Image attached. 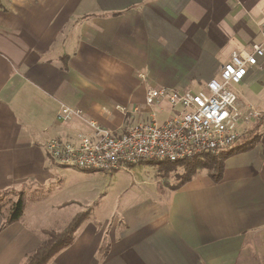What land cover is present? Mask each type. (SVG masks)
Segmentation results:
<instances>
[{
  "label": "crops",
  "instance_id": "crops-1",
  "mask_svg": "<svg viewBox=\"0 0 264 264\" xmlns=\"http://www.w3.org/2000/svg\"><path fill=\"white\" fill-rule=\"evenodd\" d=\"M263 25L264 0H0V207L72 168L44 146L47 128L63 138L87 129L59 123L62 104L124 132L148 119L152 87L200 89ZM237 89L264 110V58ZM149 185L146 201L89 217L48 264H264L263 142L228 158L219 182L207 172ZM5 220L0 264H26L45 230L25 213Z\"/></svg>",
  "mask_w": 264,
  "mask_h": 264
},
{
  "label": "built area",
  "instance_id": "built-area-1",
  "mask_svg": "<svg viewBox=\"0 0 264 264\" xmlns=\"http://www.w3.org/2000/svg\"><path fill=\"white\" fill-rule=\"evenodd\" d=\"M260 34V41L233 51L219 75L205 77L197 91L152 87L146 97L148 119L124 132L106 128L87 119L82 109L62 104L56 120L68 124L78 119L87 129L67 138L57 136L53 128L44 130L48 156L59 165L110 174L143 161L177 162L232 148L254 122L264 127V110L245 106L237 89L248 70L264 58V25Z\"/></svg>",
  "mask_w": 264,
  "mask_h": 264
},
{
  "label": "rangeland",
  "instance_id": "rangeland-1",
  "mask_svg": "<svg viewBox=\"0 0 264 264\" xmlns=\"http://www.w3.org/2000/svg\"><path fill=\"white\" fill-rule=\"evenodd\" d=\"M192 85L197 86L195 82ZM194 87L190 90H199L198 86ZM130 169L115 171L111 175L94 170L83 171L76 167L64 170L61 176L56 174L53 188L47 189L50 191L39 188L19 195V198L23 197L24 213L35 228L45 231L63 230L80 209H91L90 217L95 219H110L118 209L128 210L129 207L146 201L154 191L149 185L151 181L159 185L165 182V179H161L157 166L144 164L133 166L131 171ZM207 172L208 170H202L198 175ZM182 173L183 169L179 167L166 180L178 183L177 177ZM12 198V195L5 198L7 205ZM29 215H33V218Z\"/></svg>",
  "mask_w": 264,
  "mask_h": 264
},
{
  "label": "trees",
  "instance_id": "trees-1",
  "mask_svg": "<svg viewBox=\"0 0 264 264\" xmlns=\"http://www.w3.org/2000/svg\"><path fill=\"white\" fill-rule=\"evenodd\" d=\"M261 130L262 122H254L247 128L232 148L226 149L219 154L205 153L177 162L149 160L143 161L140 164L157 166L160 176L165 179L169 178L171 173L181 167L183 173L177 177L179 185L189 182L202 170H208L211 178L215 182H219L223 176L225 162L228 158L247 152L260 142L264 143V134ZM130 167H133V165ZM91 212V209L78 212L61 231H44L43 234L46 238L42 241L38 249L28 256L26 264H48L51 257L72 245L75 233L83 222L89 219ZM0 213L6 215V224L19 221L24 214L23 197H20L17 202L6 209L0 207Z\"/></svg>",
  "mask_w": 264,
  "mask_h": 264
}]
</instances>
